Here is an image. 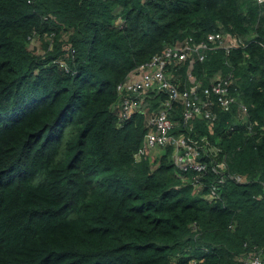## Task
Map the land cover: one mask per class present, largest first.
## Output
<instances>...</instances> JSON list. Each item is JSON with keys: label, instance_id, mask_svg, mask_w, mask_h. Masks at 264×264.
Segmentation results:
<instances>
[{"label": "trees", "instance_id": "obj_1", "mask_svg": "<svg viewBox=\"0 0 264 264\" xmlns=\"http://www.w3.org/2000/svg\"><path fill=\"white\" fill-rule=\"evenodd\" d=\"M219 31L238 44L202 49L193 71L205 84L230 74L248 113L195 121L198 181L172 145L136 160L149 114L122 123L118 85L168 45ZM225 156L235 177L212 194ZM253 251L264 255V4L0 0V264H243Z\"/></svg>", "mask_w": 264, "mask_h": 264}, {"label": "built area", "instance_id": "obj_2", "mask_svg": "<svg viewBox=\"0 0 264 264\" xmlns=\"http://www.w3.org/2000/svg\"><path fill=\"white\" fill-rule=\"evenodd\" d=\"M260 4H264V0H258ZM218 43V46L226 47L229 51L235 46L236 39H230L222 33H210L207 41L200 43H192V38L186 42H178L168 46L161 54L156 55L150 62L140 67L139 77H133L119 85V89L123 91L124 98L113 108L118 111L122 120H126L131 116L132 112L140 109L144 104L147 96H150L149 90H166L169 94V99L165 102V107L160 111H153L147 107L144 112L148 113V131L145 135L144 144L135 153L136 160H141L147 153L155 151L163 153L168 145H172L173 158L175 163L183 171L193 168L197 172L194 176L195 181L200 180L204 171L207 170V162L200 159L202 150L206 151L205 143L194 140L189 133L194 129V123L198 118H207L214 120L217 117L215 106L219 105L222 109L229 110L236 102V97L231 93L232 79L231 75L219 77L210 85H205L202 89L201 82H198L190 87L187 83H183V88L180 83L173 82L167 77L165 69L166 65H178L186 62L194 52H199L200 58L204 54L200 52L201 48H208V42ZM74 51V49H73ZM190 70V68L188 69ZM188 78L194 81L192 73L188 72ZM180 102L183 106L182 119H176L170 115L174 107V102ZM241 115L247 113L245 104L239 105ZM181 122L185 125L186 132H179L180 135L173 133ZM213 170L220 176L215 184L211 187V193H217L219 184L227 182L229 177H235L228 170L227 157L225 156L217 164L213 165ZM202 173V174H201ZM237 179L240 177L236 176ZM243 264H264V255L262 252L253 251L242 259Z\"/></svg>", "mask_w": 264, "mask_h": 264}, {"label": "clouds", "instance_id": "obj_3", "mask_svg": "<svg viewBox=\"0 0 264 264\" xmlns=\"http://www.w3.org/2000/svg\"><path fill=\"white\" fill-rule=\"evenodd\" d=\"M220 33H222L224 36H226V37H228V38H230L229 36H228V34H226V33H224V32H221V31H219ZM211 33H217V32H211ZM210 34V33H209ZM208 34V35H209ZM208 35L206 36V38L204 39V40H202V41H207L208 40ZM190 38H192V37H189V38H187L186 40H184V41H180V42H182V43H184V42H186L187 40H189ZM230 39H233V38H230ZM194 39L192 38V43H196V42H194L193 41ZM202 41H200V42H202ZM179 42V41H178ZM178 42H176V43H178ZM200 42H198V43H200ZM176 43H174V44H176ZM197 43V44H198ZM174 44H172V45H174ZM208 44H209V47L208 48H201L200 49V52H201V50L202 49H216V48H218V47H222V48H225L226 49V51H227V53L228 52H230L237 44H238V42L236 41V44H235V46L234 47H232L229 51L227 50V48L226 47H223V46H218L219 44L218 43H215V42H212V41H209L208 42ZM168 46H171V45H168ZM167 46V47H168ZM166 47V48H167ZM165 48V49H166ZM164 49V50H165ZM163 50V51H164ZM71 51H73V49L71 48ZM162 51V52H163ZM161 52V53H162ZM161 53H158V54H156V55H159V54H161ZM202 53V52H201ZM195 54H197L198 56H199V58H200V54H199V52H194L193 54H192V56L186 61V62H184V63H181V64H178V65H166V69H165V72H166V75H167V77L168 78H170L173 82H177V83H180V87L181 88H183V83L184 82H186L187 83V86L188 87H190V86H192V85H194V84H196V83H198V82H201V84H202V87H201V89H200V94L202 95V89H203V87L205 86V85H210L212 82H214V81H216L219 77H226V76H229L230 74H228V75H226V76H223V75H218V76H216L214 79H212V81L209 83V84H205V83H203V81H201L197 76H196V74L194 73V71H193V68H194V60H195ZM202 54H204V53H202ZM156 55H154L153 56V58L156 56ZM204 57H205V54H204ZM204 57L202 58V59H204ZM152 58V59H153ZM151 59V60H152ZM201 59V58H200ZM201 59V60H202ZM150 60V61H151ZM149 61V62H150ZM148 63V62H147ZM185 64H188V67L185 69V72L184 73H182V71H181V69H182V66L183 65H185ZM145 65V64H144ZM140 67L141 66H139V67H137L135 70H133V71H131L130 73H129V75L127 76V78H126V80H124L123 82H121L120 84H122V83H125L126 81H128L129 79H131V78H133V77H139V73H140ZM190 68V70H188ZM191 72L192 73V75H193V78H194V81H191L189 78H188V72ZM119 84V85H120ZM119 85H118V87H117V89H118V91L121 93V95H120V97H119V99L116 101V102H114L112 105H111V108H112V111L114 112V113H116L117 115H118V118H119V120L122 122V123H124V122H126V121H128L129 119H130V117L134 114V113H136L137 111H139V110H141V111H143L144 112V110L147 108V107H149L150 108V110H153V111H160L161 109H163L164 107H165V104H164V106H162L161 108H156L155 107V102L157 101V99H156V97L157 96H159L160 94L161 95H163V94H166L167 95V99H169V94H168V92L166 91V90H154V91H150L149 90V93H150V96H147V98H146V100H145V102H144V104L142 105V107L140 108V109H136V110H134L133 112H132V114H131V116H129V118L128 119H126V120H122L121 119V117H120V115H119V113H118V111L117 110H115L114 108H113V106L115 105V104H117V103H119L120 101H122V99L124 98V93H123V91H121L120 89H119ZM232 85V84H231ZM230 90H231V93L236 97V102L232 105V107H231V109H229V110H225V109H222L219 105H216L215 106V111L217 112V117L214 119V120H209V119H207V118H200V119H206V121H208V123H209V125L212 127L213 125H214V123L216 122V120L218 119V116H219V111H231L233 108H236V110H237V119L238 120H241V118H244V115L242 116L241 115V113H240V111H239V105L242 103V104H245L246 106H247V104L243 101V100H241V99H239L238 97H237V95H235L233 92H232V86H231V88H230ZM166 99V100H167ZM166 102V101H165ZM175 103H179V105H182L180 102H178V101H176V102H174V104ZM182 109H183V106H182ZM146 113V112H145ZM247 113H248V106H247ZM246 113V114H247ZM148 114V113H147ZM238 115H239V117H238ZM147 131H148V126H147ZM147 133V132H146ZM146 135V134H145ZM144 141H145V137H144ZM144 141H143V143H142V145L144 144ZM141 145V146H142ZM140 146V147H141ZM139 147V148H140ZM138 148V149H139ZM138 151V150H137ZM136 151V152H137ZM135 152V153H136ZM149 153H151L150 154V158H151V160H154V158L155 157H157L158 155L157 154H155V151H152V152H149ZM148 154V153H147ZM147 154L145 155V156H147ZM162 155V154H161ZM144 156V157H145ZM134 157H135V154H134ZM143 157V158H144ZM142 158V159H143ZM136 159V158H135ZM141 159V160H142ZM140 161V160H139ZM227 162H228V160H227ZM158 162L156 161L154 164L155 165H153L154 167H156V164H157ZM228 168H229V164H228ZM229 171V170H228Z\"/></svg>", "mask_w": 264, "mask_h": 264}, {"label": "rangeland", "instance_id": "obj_4", "mask_svg": "<svg viewBox=\"0 0 264 264\" xmlns=\"http://www.w3.org/2000/svg\"><path fill=\"white\" fill-rule=\"evenodd\" d=\"M30 49L35 51V52H42V41L41 39H34L32 40L31 44H30Z\"/></svg>", "mask_w": 264, "mask_h": 264}]
</instances>
